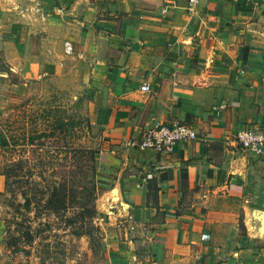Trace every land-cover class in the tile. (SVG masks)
I'll return each instance as SVG.
<instances>
[{
  "label": "crops",
  "instance_id": "0c3cea01",
  "mask_svg": "<svg viewBox=\"0 0 264 264\" xmlns=\"http://www.w3.org/2000/svg\"><path fill=\"white\" fill-rule=\"evenodd\" d=\"M66 42L99 89L98 219L114 222L106 263L264 264L248 221L264 211V150L233 141L246 126L264 133V0L192 11L187 0H0V106L56 74ZM167 120L192 124L197 139L170 154L137 148Z\"/></svg>",
  "mask_w": 264,
  "mask_h": 264
},
{
  "label": "rangeland",
  "instance_id": "374dc122",
  "mask_svg": "<svg viewBox=\"0 0 264 264\" xmlns=\"http://www.w3.org/2000/svg\"><path fill=\"white\" fill-rule=\"evenodd\" d=\"M59 62L56 74L29 80L19 98L6 92L0 106L7 141L0 152V264H107L112 252L107 228L114 222L98 219L96 161L85 167L89 157L80 152L102 148L91 126L99 89L79 56L63 54ZM73 117L84 124L73 125Z\"/></svg>",
  "mask_w": 264,
  "mask_h": 264
},
{
  "label": "built area",
  "instance_id": "2783aa9c",
  "mask_svg": "<svg viewBox=\"0 0 264 264\" xmlns=\"http://www.w3.org/2000/svg\"><path fill=\"white\" fill-rule=\"evenodd\" d=\"M201 0H187V11H192ZM246 6L254 3V0H241ZM65 52L72 53V45L66 42ZM1 51V49H0ZM144 92L149 91L146 84L141 86ZM197 139V133L192 124L175 120H167L159 123L152 131L142 133L137 148H149L158 154L172 153L177 143ZM234 143L243 150L261 153L264 150V133L256 126H246L236 133ZM134 146V144H132Z\"/></svg>",
  "mask_w": 264,
  "mask_h": 264
},
{
  "label": "trees",
  "instance_id": "16d2710c",
  "mask_svg": "<svg viewBox=\"0 0 264 264\" xmlns=\"http://www.w3.org/2000/svg\"><path fill=\"white\" fill-rule=\"evenodd\" d=\"M32 83H35V82H32ZM74 119H76V122H74L73 121V125H75V126H80V125H83L84 123H82V119H80V118H76V117H73ZM57 121V120H56ZM85 122L87 123V125L86 126H90V124H88V121H86L85 120ZM56 127H55V129H57V130H61V128H62V126L61 125H55ZM85 126V125H84ZM83 126V127H84ZM85 126V127H86ZM82 127V126H81ZM7 146V141H6V139H5V137H4V134H3V130H0V152H1V154H2V151L4 150V148ZM98 151L99 150H96V149H93L92 147H90V146H87V147H81L80 148V152L83 154V155H86V157L88 156L89 157V159H88V163L91 165V166H89L88 164H86L85 165V167H92V168H94L93 167V164H94V162H95V160H96V156H97V154H98ZM84 166V164H82V167ZM93 174H92V176L90 175V176H88V178H90V180H89V182L87 181V184L91 187V189H92V191H94V190H96L95 189V183H94V181H93ZM92 184V185H90V184ZM87 188V187H86ZM240 226L242 227L243 225H242V223H240Z\"/></svg>",
  "mask_w": 264,
  "mask_h": 264
},
{
  "label": "water",
  "instance_id": "95a60500",
  "mask_svg": "<svg viewBox=\"0 0 264 264\" xmlns=\"http://www.w3.org/2000/svg\"><path fill=\"white\" fill-rule=\"evenodd\" d=\"M248 221L251 223V225L256 228L257 235L259 238L264 237V211L252 208L250 209V213L248 215Z\"/></svg>",
  "mask_w": 264,
  "mask_h": 264
}]
</instances>
